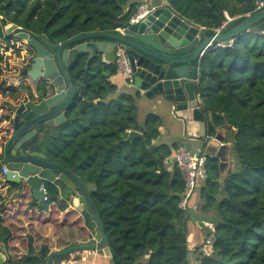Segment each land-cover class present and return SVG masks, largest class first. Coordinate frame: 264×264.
I'll return each instance as SVG.
<instances>
[{"label":"trees","instance_id":"1","mask_svg":"<svg viewBox=\"0 0 264 264\" xmlns=\"http://www.w3.org/2000/svg\"><path fill=\"white\" fill-rule=\"evenodd\" d=\"M258 1L158 0L208 37L234 28L254 13ZM141 5L139 0H0V22L63 43L86 33L117 32ZM220 45L213 44L194 62V78L206 136L224 131L232 170L223 175L221 158L207 152L206 178L198 183L187 209L179 207L184 189L179 169L163 163L181 145L155 143L159 116L149 113L138 123L139 93L118 91L110 80L118 73L117 65L100 55L88 60L82 54L70 64L74 97L66 121L45 126L25 145L96 184L90 198L108 239L111 264H264V34L245 32L233 43ZM16 50L21 57V49ZM51 94L45 81L7 84L0 69V246L5 248L11 232L3 215L22 191L6 182L2 171L3 149L12 135L10 107ZM129 131L141 133L143 140L127 142ZM43 185L48 200L41 201L39 210L46 212L56 203L58 212L67 211L57 188ZM31 205L36 206L34 200ZM191 225L197 241L189 250ZM211 235L213 244L205 252V239ZM51 252L49 245L36 248L28 238L26 254L5 256L4 264H45ZM69 257L54 258L52 264Z\"/></svg>","mask_w":264,"mask_h":264},{"label":"water","instance_id":"2","mask_svg":"<svg viewBox=\"0 0 264 264\" xmlns=\"http://www.w3.org/2000/svg\"><path fill=\"white\" fill-rule=\"evenodd\" d=\"M261 8L236 25L231 30L213 36H206L205 30L179 17L167 5L156 6L144 19L126 25L120 32L86 33L63 43H52L45 36L37 37L15 24L2 25L0 41L13 38L27 44L34 51L29 69L22 74L31 82L43 79L52 87V94L39 102H26L11 107L14 112L12 136L3 149L2 168L8 183L18 184L22 190L31 193L39 203L41 193L38 187L44 182L58 190V200L70 202L72 210L83 216L84 228L93 232L89 239L77 245L52 251L45 264H52L57 257L78 252H93L111 259L108 239L90 193L96 191V184L85 182L77 175L76 169L67 170L47 161L44 154L25 149V145L39 134L45 126H58L66 121L65 113L74 97V88L68 67L79 55L90 60L100 55L104 62L115 61V50H124L131 71L130 87L154 102L155 106L168 105L171 115L181 123L183 137L195 141L206 137V117L200 109L199 96L194 82V62H199L203 54L213 44L227 46L245 32L264 34V0ZM143 140L137 131H129L127 142ZM220 142V141H219ZM218 142L205 145V152L221 158ZM219 148H217V147ZM229 147V163L232 154ZM196 155L201 153L195 151ZM232 170V165L228 173ZM5 256L0 253V264Z\"/></svg>","mask_w":264,"mask_h":264},{"label":"crops","instance_id":"3","mask_svg":"<svg viewBox=\"0 0 264 264\" xmlns=\"http://www.w3.org/2000/svg\"><path fill=\"white\" fill-rule=\"evenodd\" d=\"M142 5H144V0H139ZM147 5L150 6H162L164 5L162 2H158V4H154V3H147ZM201 29V28H200ZM111 82L117 87L118 91H124L127 93H135L136 91L130 87L129 83H127V81L120 75L117 73V75L111 77ZM140 97L137 100L136 103V108H137V114L139 112L140 107H145L147 108V111L150 113H154L157 116H159L160 120H161V126L159 128V132L160 135L158 137V141H156V144H166V145H172L175 142H172L173 139L179 138L180 142H182L180 145L183 147L188 148L189 150H200L201 154L204 155L203 152V145L206 143L205 139L202 141H195L190 139L188 135H186L185 137H183V132H182V125L179 121H177L170 113V109L168 107V105H163L162 107H156L154 102H152L151 100L145 98L144 96H142L141 93H139ZM147 103V104H146ZM139 106V107H138ZM165 116H168L169 118H171L170 120V125H169V129H168V133H169V137H166L164 135H162L164 133L163 131V118ZM137 120L139 124H142L143 120H140L137 116ZM164 136V137H163ZM213 138H217L218 141H220L221 143H223V138H224V131L223 130H217L216 131V135L212 136ZM224 144V143H223ZM229 144H224V147L222 149H224L222 152H227V156H229ZM217 147V146H216ZM218 148V147H217ZM219 149V148H218ZM223 154V153H222ZM31 201H33L31 193L28 192V190L24 189L21 191L19 200H15L13 203H16L17 205L15 206V208H13L12 211H6L4 213L5 215V219L4 221V225H6L8 227V229L10 230L9 224H17L18 221L22 224L21 227H26V226H31L35 224V221L33 220H29L26 216L24 215H18V217L14 216L13 214H16L15 211H18V205L22 204V213L26 212V213H30V214H38V215H44L45 217H42L41 220H46L48 219L49 215H53L52 217H54V221L56 222V224H60L61 221V215L63 216V213H60L57 211V204L56 203H51L48 207V210L46 212L44 211H40L37 210V208L39 209V207L41 206V201L39 203H36V206L33 207L31 205ZM193 201H195V197L193 199ZM68 204V210L65 211L64 213L67 214H72L71 212L74 211L72 210L71 206H70V202L67 203ZM45 213V214H43ZM65 215V214H64ZM81 216L80 213H77V216L71 221V227H74L72 224L74 223V221L79 218ZM13 219V220H12ZM9 220V221H8ZM16 220V221H15ZM195 224V223H194ZM18 226V225H17ZM84 225H81L80 228L76 229L73 228L76 233H74L72 236L68 235V231L70 228L68 226H64L63 228H59V229H54L53 227H51L50 225L46 224V228L47 230H49L51 233L52 238H58L56 241V246H54V250H61V249H65L74 245H77L78 243L85 241V239H82V235L83 234H88L89 236L87 237V239H89L90 237L93 236V232H89L85 229H83ZM189 237L190 240L189 242H191L192 246L194 247L196 244V237H195V232L193 226L191 225L189 228ZM11 232V230H10ZM29 233L28 230H26V232H24V238L26 240H28L29 237H27V234ZM39 235L41 236V234L39 233ZM14 238L13 233L11 232V239L8 242V246L7 248H5L4 246H0V253L3 254L4 256H10L13 258H19L23 255L26 254V251H24L20 246H18V244H16L14 242V240H12ZM43 238V237H42ZM33 239V246L37 248L36 243H35V238ZM86 239V240H87ZM47 243H49L51 245V241L46 239L45 240ZM47 243H42V244H46L49 245ZM41 243L39 244V246L42 245ZM190 244V243H189ZM49 245V246H50ZM27 249V248H26ZM60 264H111L109 259H106L105 257L102 256H98L93 252H78V253H74L72 255H70V257L66 260H63L60 262Z\"/></svg>","mask_w":264,"mask_h":264},{"label":"built area","instance_id":"4","mask_svg":"<svg viewBox=\"0 0 264 264\" xmlns=\"http://www.w3.org/2000/svg\"><path fill=\"white\" fill-rule=\"evenodd\" d=\"M261 6H262V3L259 0L256 4L255 11H258L261 8ZM155 7L156 6H149L147 4L141 5L138 8L135 15H133L129 19L127 25H133L141 21L150 12H152L155 9ZM226 19H227V22L231 21V19L228 18L227 16H226ZM123 29H120L117 32L122 33ZM220 46H223V45L221 44ZM114 62L117 65L118 74H120L127 81V83L130 84L131 71H130L124 50L120 48H117L115 50V61ZM194 82L198 83V79L194 78ZM205 141H206L205 145L211 143L212 141L218 142L219 147L224 145L223 143L219 142L218 139L215 137L213 138V137L206 136ZM163 163L166 166L175 164L182 175V178L184 181V189L181 195V201L179 203V207L185 210L189 206L190 199L196 187L198 186V183L205 180L206 178V173H205V168H204V163H205L204 155H202L201 153L199 155H196L195 151L189 150L186 147L180 146L172 152L171 156L164 158ZM2 171L4 174L3 168H2ZM38 190L41 193V201L46 202L48 200V193H47L45 186L41 184L38 187ZM213 241H214L213 235L207 237L203 245V251L206 252L212 246ZM191 264H195V263H191Z\"/></svg>","mask_w":264,"mask_h":264},{"label":"rangeland","instance_id":"5","mask_svg":"<svg viewBox=\"0 0 264 264\" xmlns=\"http://www.w3.org/2000/svg\"><path fill=\"white\" fill-rule=\"evenodd\" d=\"M151 2L152 3H157L158 0H144V4L151 3ZM8 53H10V55L3 54V58H1V60H0V69H1V73L4 76V78L6 77L7 74H9L8 71H10L11 68H14L13 66H16V64L18 63L16 61V58L17 57H20L19 54L17 53V50L15 48L13 49V51H7V54ZM13 63L15 65H13ZM136 103H137V101H136ZM140 108H143V110L142 109H139V112H138L137 116H138V118L140 120H144L145 116L147 114H149L150 112H148L147 111V108H145V107H140ZM170 119L171 118H169L168 116H165L163 118L162 124H163V131H164V133L162 135H164L165 138L166 137H169L168 136L169 133L167 131H168L169 125H170V121H171ZM172 142H175V143H178V144H181L182 143V142H180L179 138L173 139ZM222 162L224 163V166H223V169H222V174L224 175V174L228 173V169L232 165L231 163H229V159H228V156H227V152L226 151L223 153ZM17 200H19V198H17L16 201ZM16 205H17L16 203H12L7 210L8 211H12L13 208H15ZM21 205L22 204H19L18 205V208H19L18 211L16 210L15 211L16 214H13V215L16 216V217H18V215H24L29 220L35 221V224L34 225H31V226H26V227H23L22 228L21 227L22 224L18 221L17 224H9V227H10L11 232L13 233V236H14V238L12 240H14V242L16 244H18V246H20L24 251H26V248H27V245H28V240H26L23 237L24 236L23 234H24V232H26V230L29 231V233L27 234V237H29V238H35V243H36L37 248L39 247V244L40 243L41 244L42 243H47L45 240L48 239V240L51 241L50 242L51 245L49 243H47V244L50 245L51 250L53 251L54 250V246H56V242H57L56 240L58 238H55V237L52 238V236L50 234L51 232L49 230H47V228H46V224L50 225L54 229H59V228H63L64 226H68L70 228L69 230H67L69 236H72L74 233H76V231L73 228L78 229V228H80L81 225H84L83 216L81 215L72 224L74 227L69 226V225H71L70 224L71 221L77 216V213L78 212H76V211H72L71 212L72 214H67L66 213L65 216H64V213H63V216L62 215L60 216L62 222L58 225L54 221V217H52L53 215L52 216L49 215L48 216L49 218L46 219V220H41L42 217H45L44 215H38L36 213L30 214V213H26V212L22 213V209L23 208H22ZM37 210H39V209L37 208ZM43 214H45V213H43ZM3 217L5 219V215H3ZM39 233L41 234V236L39 235ZM88 236H89V233L87 235L86 234H83L82 235V239H85L86 240ZM200 236L201 237H200L199 242L202 241V233H200ZM189 240H190V237H188V242H189ZM189 243H190L189 244V250H192L193 249V246H192L191 242H189Z\"/></svg>","mask_w":264,"mask_h":264},{"label":"flooded vegetation","instance_id":"6","mask_svg":"<svg viewBox=\"0 0 264 264\" xmlns=\"http://www.w3.org/2000/svg\"><path fill=\"white\" fill-rule=\"evenodd\" d=\"M16 47L21 49V51H20L21 57L16 58V61L18 63L16 64V66H13L14 68L10 69L11 72L8 71L9 74H7L6 77L4 78L7 81V84H11L13 86H18L22 82H25L26 80L31 82L22 73L25 70L30 68V66L32 64V59L35 56L34 51L27 44L25 45L24 42L13 39V38H7L5 41H0V60H1V58H3V54L10 55V53L7 54V51H13V49L14 48L16 49ZM13 65H15V64L13 63ZM42 81H45V80L38 79L34 83H37V82L41 83ZM31 83H33V82H31ZM45 83L48 85L47 81H45ZM18 106H15V107H18ZM13 118H14V112H13Z\"/></svg>","mask_w":264,"mask_h":264}]
</instances>
